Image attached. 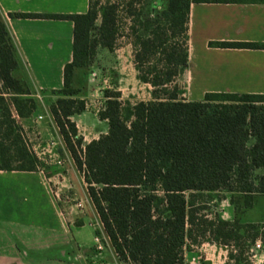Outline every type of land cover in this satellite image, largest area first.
<instances>
[{
    "label": "trees",
    "instance_id": "obj_1",
    "mask_svg": "<svg viewBox=\"0 0 264 264\" xmlns=\"http://www.w3.org/2000/svg\"><path fill=\"white\" fill-rule=\"evenodd\" d=\"M136 1L126 4L134 17L129 26L134 63L138 78L151 85L152 99L130 104L121 100V91H106L98 115L107 122V132L85 145L72 120L86 110L75 86L76 73L92 64L97 47L115 49L118 4L101 7L96 35L92 32L100 11L92 0L82 14L10 16L74 22L73 59L64 67L63 88L53 91L59 97L51 113L119 258L131 264H186L187 240L193 237L188 225L195 223L198 194L225 190L247 207L255 195H264V95L181 98L185 90L178 78L189 65L191 3L219 0H169L166 9L145 18L144 3L139 0L137 9ZM211 44L264 49V42ZM17 67L14 38L0 11V170L37 171L41 163L28 148L14 114L30 116L37 100L14 76ZM211 224L216 241L230 247L224 264H253L249 249L257 241L264 246V221L218 218Z\"/></svg>",
    "mask_w": 264,
    "mask_h": 264
},
{
    "label": "crops",
    "instance_id": "obj_2",
    "mask_svg": "<svg viewBox=\"0 0 264 264\" xmlns=\"http://www.w3.org/2000/svg\"><path fill=\"white\" fill-rule=\"evenodd\" d=\"M88 9L89 0H0L16 45L14 76L33 97H59L53 91L63 88L64 67L73 59L74 22L10 13L82 14ZM217 42H264V0L192 2L189 65L180 75L188 101L207 93L264 95V49L211 44ZM31 123L23 126L26 136L48 138L41 120ZM60 175L43 168L0 170V264H90L109 256V262L119 261L109 240L97 250L95 237L106 234L87 189L84 198H77L71 186H57Z\"/></svg>",
    "mask_w": 264,
    "mask_h": 264
},
{
    "label": "rangeland",
    "instance_id": "obj_3",
    "mask_svg": "<svg viewBox=\"0 0 264 264\" xmlns=\"http://www.w3.org/2000/svg\"><path fill=\"white\" fill-rule=\"evenodd\" d=\"M92 1L96 3L99 11L108 2L118 4L117 17L120 30L117 44L113 51L100 46L97 47L92 64L86 68L78 69L76 73L75 86L80 89V97L86 101V110L72 117V120L77 125L79 135L84 138V145L107 132V122L101 120L98 115L105 105L106 91H121V100L130 104L152 99V87L138 78V71L134 63L135 47L129 30L134 17L129 13L126 5L129 0ZM140 2L138 0L134 5L137 9L140 8ZM142 2L145 7L142 17L145 18L154 16L166 9L169 0H142ZM100 22L101 11L96 21V27L92 32L93 35H96ZM181 80L179 76L178 84L184 89L185 82ZM0 91H2L1 81ZM180 97L184 98L183 95ZM34 98L37 100V106L30 116L21 118L14 111L15 118L22 127L24 138L26 133L23 126H28L31 122V124H34L33 120L35 119L41 120L43 122L41 128L48 132L47 136H53L58 140L57 153L63 161L62 165L53 162L46 164L41 161V167L51 174L60 173L57 186L62 184L71 186V189H69H75L77 198H84L83 188L87 189V186L83 174L77 168L51 113V105L55 100ZM251 142H253V139H251ZM260 172L261 170H258L257 174ZM195 201V223L188 225L192 229L193 237L187 240L184 252L186 264H200L202 261H207L211 264H224L228 260L230 247L219 244L213 234L211 223L217 221L218 218L228 221L239 220L241 223H261L264 221V195L262 194L255 195L253 204L250 207L245 206L243 201L240 200L239 202L236 200L230 192L225 190L198 194ZM249 250L253 253V264H264L263 245L260 248L255 245ZM112 260L110 256L106 259V261Z\"/></svg>",
    "mask_w": 264,
    "mask_h": 264
},
{
    "label": "built area",
    "instance_id": "obj_4",
    "mask_svg": "<svg viewBox=\"0 0 264 264\" xmlns=\"http://www.w3.org/2000/svg\"><path fill=\"white\" fill-rule=\"evenodd\" d=\"M25 142L28 146V148L37 156L39 161L44 162L46 164H49L51 162L62 165L63 161L58 156L57 153V145L59 144L58 140L55 139V137L50 136L48 138H44L40 133H38L35 137H25ZM99 225L104 229L103 223L100 220ZM109 238L105 235H97L95 237L96 247L97 250L103 251L106 248V244H108ZM110 242V241H109ZM261 242L257 241L256 247L260 248ZM118 262L112 263L109 261H100V262H92L90 264H131L130 262L123 261L119 258L118 254L116 253ZM75 264V263H71Z\"/></svg>",
    "mask_w": 264,
    "mask_h": 264
}]
</instances>
